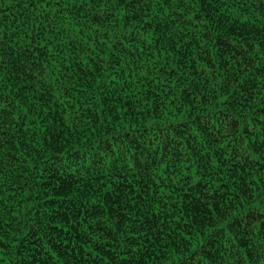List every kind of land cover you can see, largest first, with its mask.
I'll use <instances>...</instances> for the list:
<instances>
[{"label": "trees", "instance_id": "1", "mask_svg": "<svg viewBox=\"0 0 264 264\" xmlns=\"http://www.w3.org/2000/svg\"><path fill=\"white\" fill-rule=\"evenodd\" d=\"M49 4L44 12L38 0L36 7L31 0H0V46L7 54L2 91L14 103L11 86L36 74V65L42 80L55 82L47 108L41 103L23 121L13 113L15 122L5 117L0 123V264H128L125 256L132 264H182V256L199 264H212L208 257L234 264L230 238L242 257L255 256L259 229L250 233L231 212L221 218L216 205L222 211L230 201L237 213L264 211V168L250 165L251 175L243 177L250 191H242L239 162L233 168L231 160L214 157L193 185L201 174L190 153L202 137L207 143L203 132L193 141L205 115L215 120L223 111L225 118L235 117L236 132H244L254 104L247 96L241 100L239 85V91L227 89L235 104L219 103L226 94L220 65L227 56L236 72L233 53L239 59L242 50L264 47V9L254 0H193L190 11L181 9L191 21L180 23L171 2L168 17L155 16L154 3L117 5L111 15L97 4L96 13L59 17ZM252 83V100L259 102L264 80L250 75L244 87ZM114 136L139 168L90 166L97 140L115 143ZM60 145L63 155L55 153ZM61 159L70 169L55 163ZM216 224L231 228L221 232Z\"/></svg>", "mask_w": 264, "mask_h": 264}, {"label": "snow or ice", "instance_id": "2", "mask_svg": "<svg viewBox=\"0 0 264 264\" xmlns=\"http://www.w3.org/2000/svg\"><path fill=\"white\" fill-rule=\"evenodd\" d=\"M33 7L37 6V0H31ZM55 4V7L51 8V11L59 17L61 14H66L71 12L75 15L77 12L84 11V15L87 16V12H97V4H99L100 8L104 9L105 15H111V9L116 7L117 5H125L126 7H132L133 4L139 8L140 5H143L145 8L149 6V4H155L158 11L154 13L155 16H159L160 13H163L165 17H168V10L165 7L170 2L172 3L173 14L176 15V20H179L180 23H188L191 21L192 16H189L187 20H185L181 9L184 11H190L193 5V0H105L104 3L100 4V0H52ZM202 0H195L196 4H200ZM209 3L212 0H208ZM220 2L224 3L225 0H220ZM39 7L43 9L44 12L49 10V0H38ZM27 6V5H26ZM227 3H225V8H227ZM253 6H259L261 9H264V0H254ZM123 11V9H121ZM207 11V9H204ZM223 11V9H222ZM94 19H99V14L93 17ZM175 23V21H173ZM203 23H207L204 21ZM66 27V26H64ZM105 36L107 32L103 33ZM171 36V34H169ZM151 43V42H150ZM169 44H171V39H169ZM174 50L178 48V46H173ZM7 54L4 52L3 47L0 46V123H5L4 118L8 117V123L15 122V118L13 113L18 116L21 121H23L24 117L28 112L37 110L39 111L38 105L41 103L47 108L48 99L50 96H47V93L54 87L55 82H49L46 80H42L40 78L39 73L42 72V68L40 65H36L37 73L30 75L26 80L21 81L18 85H12L11 91L17 97L16 101L13 103L9 100V93L2 91V89L7 85V80L4 76L3 65L5 63V56ZM167 56L170 58L171 53H167ZM239 59H237L236 54L231 55V59L235 65L239 66V70L233 72L228 65V57L222 56L223 64L220 66L224 68L225 77H222L223 84L222 88L225 90L226 94L220 97L219 103L225 107L229 105L235 104L236 100L234 99L233 93L227 92L229 86L234 88V91H239V88L236 87L239 85L243 88V92L240 93L241 100H244L245 96L248 97L249 104H254L250 110V116L246 120L243 125L244 132L237 133L236 132V120L234 116L224 117L223 111H219L216 113V119L210 120L208 115H205L202 120L199 121L200 132H196L193 136V141H196L197 136L201 135V132L207 133V143L205 142V138H201L199 140V144L196 146L195 150L190 153V155H195L197 157L196 163L200 166L198 169H194V171H198L201 175H197L196 179L192 181L193 185H197L198 181H200L201 176L205 174L206 167L209 166L210 161L214 157H219L221 163H227L229 160L233 162L232 167H235L236 162H239L241 169V190L242 191H250L246 184L243 183L244 175H251L249 170L250 165L257 164L259 168H264V93L261 94L262 98L259 102H254L252 100L253 91L256 87L255 83H252L249 87H244L245 80L249 78V76H256L258 79L264 80V47H261L259 51L249 47L246 50H242L239 53ZM177 59H180L178 56ZM203 59V57H201ZM183 63V61H180ZM195 63V61H190ZM204 65H201L203 68ZM99 70V69H97ZM245 74L244 79H240L241 74ZM171 75V74H169ZM214 76V73L212 74ZM183 77L178 76L177 81L182 79ZM29 92L33 94L31 96L28 95ZM47 97V98H46ZM212 99L216 100L215 89L213 90ZM27 104L26 107L21 108L22 105ZM103 108V106H101ZM20 109V111H18ZM71 119V117H70ZM218 121V122H217ZM193 123H197V121H193ZM3 133V130L0 129V134ZM248 137H257L256 140L249 142ZM116 142L111 143L107 139L101 142L99 139L96 142V146L91 149L95 155L90 160V166L92 168H109L112 167L114 171H119V169L115 168L116 164H123L127 168L136 167L139 168L140 162L136 161L134 164L129 163L125 158L126 149H120V144L122 141L118 136H114ZM215 144L216 148L213 149L211 146ZM63 145H60L55 148V153L63 155L61 153V148ZM119 149V151H117ZM237 149H239L237 151ZM211 152L213 155L209 156L206 153ZM224 153L225 155H221ZM251 153V155H250ZM258 154V155H257ZM82 159V157H81ZM59 164L61 167H68L70 169V165H68L67 161L57 160L55 162ZM75 163V160L72 161ZM55 166V165H54ZM191 167V165H188ZM187 180L192 179V175L188 172L184 173ZM185 181V183L187 182ZM260 182H264V178H261ZM191 190V189H189ZM223 199V198H221ZM251 199V197H249ZM228 207L223 208L221 211L222 205H216V211L220 214L221 218L227 216L229 212H231L232 217H237L239 215L240 220L246 221L249 227L250 233L259 229V236L256 237L257 247L259 251L255 256L251 254V252L246 256H241L240 252L242 249H237L234 239H229V245H231L232 251L231 256L235 257L234 264H244V261L251 260L252 264H264V211L260 209H245L243 213H237L233 210V205L230 201H227ZM208 207L205 206V212L208 217H212L213 213L211 211H207ZM235 207H243V203L236 205ZM255 211L256 215L253 214ZM238 223L240 221H237ZM216 228L220 229L222 232L225 227L231 228V224L222 225L216 224ZM212 231V229H209ZM219 234V233H217ZM4 237L0 236V240H3ZM249 248L253 246L251 244L247 245ZM195 247V246H193ZM255 250V249H253ZM192 255H196L195 252ZM212 260V264H216L217 259H221L222 257H208ZM122 260H127L128 264H132V261L129 257L125 256L121 258ZM180 260L182 264H199V260L193 262L185 257H181Z\"/></svg>", "mask_w": 264, "mask_h": 264}]
</instances>
